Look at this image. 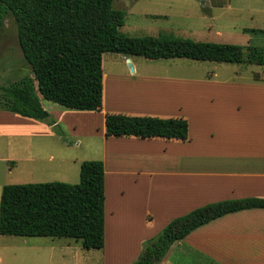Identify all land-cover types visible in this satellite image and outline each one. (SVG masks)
Listing matches in <instances>:
<instances>
[{
  "label": "crops",
  "instance_id": "1",
  "mask_svg": "<svg viewBox=\"0 0 264 264\" xmlns=\"http://www.w3.org/2000/svg\"><path fill=\"white\" fill-rule=\"evenodd\" d=\"M133 56L139 55H124L132 76L138 73ZM108 72L103 71L101 110L69 109L57 103L63 109L57 105L47 108L56 123L90 132L95 122L104 134L99 156L104 167V243L101 249H95L99 261L94 264H130L141 241L150 239L170 219L196 207L224 199L264 197L262 74L218 80L213 72L207 73L201 80L207 92L199 91L184 100L154 82L164 84L171 80L169 77L127 76L112 83ZM145 80L152 84L143 83ZM43 99L40 97L46 109ZM106 112L182 116L188 122V138L106 136ZM0 118V136L10 141L8 151L0 156L4 164L1 174L13 168L40 176L48 170L66 173L74 163L79 169L85 160H75L71 153V163L60 158L58 164L49 144L34 145L43 154L38 158L31 143L15 142L13 138L28 134L53 138V127L11 111L1 112ZM69 146L60 143L61 150ZM2 185L4 182L0 191ZM132 230H137L135 235L126 238ZM16 236L0 234V264H14L15 259L17 264H89L91 249L84 248L78 239ZM122 245L133 248L115 247ZM178 255H194L195 261L213 264H264V208L226 213L196 227L174 241L159 264H180Z\"/></svg>",
  "mask_w": 264,
  "mask_h": 264
},
{
  "label": "trees",
  "instance_id": "2",
  "mask_svg": "<svg viewBox=\"0 0 264 264\" xmlns=\"http://www.w3.org/2000/svg\"><path fill=\"white\" fill-rule=\"evenodd\" d=\"M12 16L21 53L31 68L0 85L1 108L43 120L62 134L40 97L63 107L99 111L103 103L102 55L105 52L145 58L187 57L264 65V48L194 40L170 33L130 36L119 28L125 11L112 0H0V25ZM106 136L187 140L182 116L160 117L106 112ZM104 167L101 159L83 160L76 183L63 181L7 183L0 191V234L68 237L86 249L104 243ZM264 208V197L224 199L172 218L162 231L142 243L132 264H155L170 245L196 227L226 213Z\"/></svg>",
  "mask_w": 264,
  "mask_h": 264
},
{
  "label": "rangeland",
  "instance_id": "3",
  "mask_svg": "<svg viewBox=\"0 0 264 264\" xmlns=\"http://www.w3.org/2000/svg\"><path fill=\"white\" fill-rule=\"evenodd\" d=\"M112 7L125 11V21L120 31L130 36L156 35L159 33L157 31L161 29L162 33H170L174 36L188 37L194 40L239 44L243 46L244 56L247 53L246 47L248 45L264 48V0H112ZM132 61L136 64L138 72L133 76L129 74L131 73L130 66L124 55L105 52L102 55V70L104 72L109 71V81L112 83L115 79L127 78V76H130L131 79L137 76L149 79L169 77L171 80H166L164 84H161V81L154 82L164 87L168 93L184 100L189 99L199 91L207 92L206 86L201 84L203 76L205 78L207 73L212 74L213 72L218 80L228 77L251 78L258 76L259 73L264 77V65L251 63L236 64L187 57L145 58L143 56H133ZM26 75H31V68L21 53L15 22L12 16L7 13L0 25V85H8ZM149 81L151 80H145L143 83L151 85L152 83ZM1 98L0 91V111H8L1 108ZM42 103L46 109L52 105H57L44 99ZM57 107L60 106L57 105ZM60 109L63 108L60 107ZM48 113L54 119L53 114L50 111ZM1 119L0 130H3ZM58 126L63 131V137L62 134L53 129L57 135L53 138L28 134L13 139L15 142L31 143L32 152L39 154L38 158H41L43 154L37 148L34 149V145L36 147L37 144H49V147L52 146L51 149L56 154L58 164L60 160L57 159L60 158H63L68 164L71 163V153L75 160L100 158V146L104 134H102L99 123L93 122L91 126L94 127V130L90 132H83L76 129L77 127L72 128V126L68 128L63 123H58ZM27 128H29L28 125ZM9 142L5 136H0V156L8 151L6 145ZM60 143H67L70 146L61 150ZM3 165L0 162V183L4 182V184L54 180L76 183L79 180L77 163L70 166L66 173L58 167L61 172L48 170L49 172L47 171L45 175L41 176L36 173L20 171L19 168H13L12 171L8 169L7 172L1 174ZM164 226L157 229L151 238L157 236ZM136 232L137 230L129 231L126 238H129L130 234H133L131 236L133 237ZM15 238L19 237L16 236ZM146 240L141 241L136 258L142 250V243ZM115 247L123 250L133 248L131 245ZM90 251L91 260L89 259V264L98 263V250L91 249ZM174 256L177 254L172 255L173 260ZM163 257L155 264L161 263ZM195 258L194 255H186L185 257L178 255L177 257L181 260L180 264H213L206 261H195ZM17 263L18 259H15L14 264Z\"/></svg>",
  "mask_w": 264,
  "mask_h": 264
},
{
  "label": "water",
  "instance_id": "4",
  "mask_svg": "<svg viewBox=\"0 0 264 264\" xmlns=\"http://www.w3.org/2000/svg\"><path fill=\"white\" fill-rule=\"evenodd\" d=\"M130 69H132V67L130 66Z\"/></svg>",
  "mask_w": 264,
  "mask_h": 264
}]
</instances>
